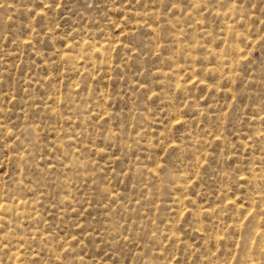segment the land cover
Listing matches in <instances>:
<instances>
[{
    "label": "rangeland",
    "instance_id": "obj_1",
    "mask_svg": "<svg viewBox=\"0 0 264 264\" xmlns=\"http://www.w3.org/2000/svg\"><path fill=\"white\" fill-rule=\"evenodd\" d=\"M0 264H264V0H0Z\"/></svg>",
    "mask_w": 264,
    "mask_h": 264
}]
</instances>
